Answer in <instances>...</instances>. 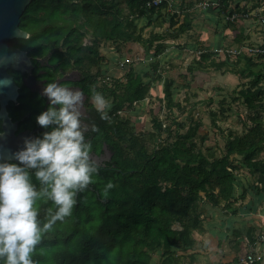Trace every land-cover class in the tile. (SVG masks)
<instances>
[{"label": "trees", "instance_id": "1", "mask_svg": "<svg viewBox=\"0 0 264 264\" xmlns=\"http://www.w3.org/2000/svg\"><path fill=\"white\" fill-rule=\"evenodd\" d=\"M84 1L32 0L21 17L20 27L28 30L30 39L44 50L62 48L68 63L74 59L78 68L93 77L96 91L113 98L112 107L107 110L111 122L104 120L97 126L91 144L100 149L106 142L114 154L108 166L96 163L98 172L93 174V182L74 196L76 203L71 214L57 220L47 231L43 230V225L55 215L58 206L47 196L37 197L33 206L37 211L41 239L30 258L33 264H182L183 255L177 252V246L182 245L184 249L194 246V231L200 227L205 212L201 209L203 203H225L232 213L237 212L232 203L244 198L247 191L240 197L235 193L237 182L245 187L240 181V167L260 174L256 191L264 192V160L258 157L264 151V124L260 121L261 110L257 109V100L262 99L264 89H255L264 78V65L243 56L252 66H261L252 68L255 87L241 93L250 109L253 125L245 134L234 137V146L224 155L218 157L212 149L206 153L197 147L193 139L196 123L190 125L186 133L179 132L178 127L173 134L171 125L158 117L154 119L155 129L151 134L156 147L150 152L141 137L131 131L129 121L120 115L127 108L139 109L140 103L151 94L153 79H143L149 74L146 67L131 68L126 72L128 65L123 68L124 78L113 74L104 77L110 70V62L105 61L101 42L135 40L141 42L147 52L154 48L157 58L168 46L164 43L166 35L156 32L144 37L143 30L163 23L158 21L159 16L165 17L168 7H176V0L174 5L171 0H163L159 5L150 6L148 2L152 0ZM214 1L217 3L214 13L223 18L261 7L253 0L250 6V0ZM188 15L179 25V32L191 27ZM177 20L175 14L169 15L170 25H175ZM178 36L176 33L170 37ZM86 38L90 41L85 42ZM213 52H203V60L197 58L198 63L211 59ZM255 56L264 59V54ZM120 61L116 63L118 67ZM159 63V59L152 61L156 71ZM188 70L193 71V66L190 65ZM158 79L162 76L158 75ZM175 80L164 81L163 94L170 108L180 104L175 100ZM163 132H168L174 140L160 139ZM235 153L240 159L237 155L230 158ZM38 170L28 171V174L30 183L39 193L46 186L37 180L35 173ZM109 183L113 185L111 188L107 187ZM177 224L180 227H176ZM249 236L254 240L252 233L248 234V239ZM238 261L239 256L230 264ZM0 264H6V257L0 258Z\"/></svg>", "mask_w": 264, "mask_h": 264}, {"label": "rangeland", "instance_id": "2", "mask_svg": "<svg viewBox=\"0 0 264 264\" xmlns=\"http://www.w3.org/2000/svg\"><path fill=\"white\" fill-rule=\"evenodd\" d=\"M89 1L94 2V0H86L84 3ZM201 1L176 0L175 4L177 6L174 9L167 10L168 14H165V17L164 15L159 16L158 21H163V23H160L159 26L150 25L144 28V37H149L156 32L166 35L164 43H167L168 46L157 58L154 57V48L147 52L145 46L135 40L115 43L102 40L101 42V52L106 56L105 61L110 62V70H107L104 77L113 74L124 78L125 70L127 72L131 68L139 69L143 67L145 69L144 67H146L149 74L144 76L143 79H153L150 88L151 94L149 98L140 103L139 109L137 110L135 107L127 108L120 115V118L129 121L131 131L141 137L150 152L156 147V141L151 136L155 129L154 119L156 117L163 119L166 125H171L173 134L178 127L179 132L186 133L189 126L196 123L197 127L194 130L193 139L197 142V147L206 153H209V149H212L218 157L224 155L228 148L234 146L236 135L245 134L253 125L250 109L241 98V93L247 88L255 87V74L252 72V68L258 69L261 66H252L246 57L239 58L240 55H234L228 52V49L244 46L241 48L244 52L247 45L259 44L263 41L264 0H253L255 3H260V10L254 9L243 12L241 13L243 15L235 18V20L231 19L232 15L223 18L219 16V13H214V6H211V9H209L210 7L207 9L201 8L199 5ZM236 6V2H234V7ZM122 7L125 10L127 9L125 5H122ZM125 13H128L127 10ZM172 14H175L178 19L175 25H170L169 15ZM187 15L191 19V27L179 32V25L186 19ZM176 33L179 34L177 38L170 37ZM89 39L86 38L85 42H89ZM211 40L212 43L213 41L217 43V46L207 45V42L209 43ZM157 43L155 42V44ZM187 43L190 45L199 43L198 46L206 44L207 47H204L214 51L213 57L203 61L202 64L198 63L197 58H199V55H197V52L199 48L196 49L194 54L193 51H190L191 49L184 47ZM123 49L125 50L123 51ZM121 57H130L131 61L133 59V62H130L125 70L116 64ZM248 57H252L258 65H261V63L264 65V59H258L255 55H248ZM158 59L160 60V66L156 71L152 61ZM190 65L193 66V71L188 70ZM158 75H161L162 79L156 80ZM262 76L264 77V72H262ZM168 78L176 79L177 92L175 100L180 102L179 105L172 108L167 105L168 101L163 94L164 81ZM257 87H260L261 90L264 89V78L260 80L255 89ZM105 98L112 105L113 98ZM257 104V109L261 110L260 121L264 124V95L261 100H257ZM181 125L182 127H180ZM168 135V132H163L160 139H165L164 141L167 142L174 140L172 135ZM234 155L237 154H232L230 158L233 159ZM237 156V159H240V156ZM258 157L264 160V151L260 152ZM238 171L241 175L240 181L243 182L245 187L252 179L254 181L259 179V173H251L246 167H240ZM262 182L264 185V181ZM239 186H242V184L237 182L236 195L240 192ZM201 209L212 212V208L208 207V203H203ZM237 211H240L239 215H236L238 213H232L233 216L231 217L235 221L231 222V229L240 228L242 219H245L244 236L248 235V229L252 230L253 235L258 233L257 236H259L264 233V202L256 212H249L243 208H237ZM223 214L222 217L225 218L229 215L227 212H223ZM228 222L230 223V221ZM176 227H180L179 224ZM231 233L232 236H235L233 232ZM235 237L237 238V236ZM182 250H184L182 245L177 246V252L180 253ZM216 250V252L219 251ZM155 258H159V256L155 255Z\"/></svg>", "mask_w": 264, "mask_h": 264}, {"label": "clouds", "instance_id": "3", "mask_svg": "<svg viewBox=\"0 0 264 264\" xmlns=\"http://www.w3.org/2000/svg\"><path fill=\"white\" fill-rule=\"evenodd\" d=\"M17 38L24 37L18 32ZM8 63L10 58L0 53V67ZM13 83L12 76L0 78V90L11 88ZM41 95L48 98L49 106L37 117V123L52 130L44 132L42 139L25 140V149L15 154L24 167L0 164V258L6 257V264H33L30 256L41 239L33 206L37 197L47 196L58 206L55 215L43 225L47 231L57 220L71 214L76 192L92 183L93 174L98 172V165L90 159L92 144L85 142L87 126L81 122L83 92L49 82ZM91 102L101 119L111 122L107 110L112 105L95 88ZM91 130L97 132L98 128L93 125ZM29 168L39 169L36 178L46 186L39 193L30 183Z\"/></svg>", "mask_w": 264, "mask_h": 264}, {"label": "flooded vegetation", "instance_id": "4", "mask_svg": "<svg viewBox=\"0 0 264 264\" xmlns=\"http://www.w3.org/2000/svg\"><path fill=\"white\" fill-rule=\"evenodd\" d=\"M26 31L28 32V30ZM30 36L31 33L28 32V37L24 38L27 39L26 41H21L18 38L10 41L13 46L27 52L31 64L26 70L8 68V72L18 85L19 94L16 100L10 99L6 104L7 115L5 112L0 114V149L2 147L9 148L10 153L16 154L25 149L26 139H42L44 132L52 130V127L44 129L37 123V117L49 106L48 98L41 95L43 88L49 82H56L70 87L73 91L80 90L83 92V107L80 109L82 113L81 122L82 125L87 126V130L84 131L85 142L91 143L96 133L91 130L92 126L97 127L104 122L91 102L93 77H89L88 72L78 68L74 59L68 63V58L62 48L50 47L48 50H44L40 45L38 47L37 43L30 39ZM2 107L0 99V110ZM6 121L7 130L5 129ZM113 154V150L106 142L100 149L92 144L90 159L94 161L96 157H99L100 163L98 164L105 167L112 160ZM8 164H18L24 167V165H20L18 160L11 158ZM31 170L34 171L35 169H27V171Z\"/></svg>", "mask_w": 264, "mask_h": 264}, {"label": "crops", "instance_id": "5", "mask_svg": "<svg viewBox=\"0 0 264 264\" xmlns=\"http://www.w3.org/2000/svg\"><path fill=\"white\" fill-rule=\"evenodd\" d=\"M171 5H174L173 0H171ZM173 8H175V6H172V9ZM170 9L171 8L168 7V10ZM230 36H232V34H230ZM198 45L199 43H193L191 45L187 43L184 47L189 50L191 49L190 51H193L194 54L196 49L199 48L197 55H199V59L203 60V57L201 56L203 52L213 51L212 49L206 48L207 45L217 46V43H215L214 41L212 43L211 40L209 41V43L207 42V45ZM258 183V180L254 181L252 179L251 182H248L247 187L239 186L240 192L238 193V197H240L241 193H244V191L247 190L245 198H240L236 202L234 201L232 203V207L238 209L243 208L244 210H248L249 212H256L257 210H259V207L262 206V202H264V192L261 193L259 191H256V185H258ZM259 185L262 186L261 183ZM207 203L208 207L212 208V212L206 210L202 214V222L200 224V227L194 231V238L196 240L194 246L186 249L183 248L184 250H182V252H178L179 254L183 255L182 264H230L233 260L236 259V257L245 254L252 249L257 253H262L264 251V241L261 239L262 233L259 236H257L258 233L255 235L252 234L254 240H251L250 236L248 239V235H243V230L246 228L244 227L246 225L245 219H242V226L240 228L231 229V222L235 221L231 217L233 216L232 210L228 209L225 206V203H222L221 205H213L210 202ZM222 211L227 212V214L229 215H227L226 218L222 217ZM236 213H238L236 215H239L240 211H237ZM228 221H230V223ZM230 232H233L234 235L237 236V238L235 236H232V233L230 234ZM247 233H252V230L248 229ZM243 247L246 250L245 252ZM236 248H238L239 250H237ZM216 249H218L219 251L216 252ZM213 250L215 251L213 252ZM262 260L264 262V258Z\"/></svg>", "mask_w": 264, "mask_h": 264}, {"label": "water", "instance_id": "6", "mask_svg": "<svg viewBox=\"0 0 264 264\" xmlns=\"http://www.w3.org/2000/svg\"><path fill=\"white\" fill-rule=\"evenodd\" d=\"M32 0H0V53L6 54L10 58V63L0 67V78L12 76L8 72V68L26 70L29 69L31 59L27 52L10 44L12 39L17 38L19 32L24 38L28 37V32L20 27L21 17ZM19 94L18 85L13 83L11 88L0 90V99L2 101V109L0 114L7 115L6 104L10 99L16 100ZM7 119V118H6ZM8 122L10 120L8 119ZM7 121L5 129L7 130ZM7 132V131H6ZM1 140V138H0ZM17 160L15 154L10 153L9 148L2 147L0 149V164H8L9 160ZM99 157L95 158L96 163H100ZM76 192V197L78 196Z\"/></svg>", "mask_w": 264, "mask_h": 264}, {"label": "built area", "instance_id": "7", "mask_svg": "<svg viewBox=\"0 0 264 264\" xmlns=\"http://www.w3.org/2000/svg\"><path fill=\"white\" fill-rule=\"evenodd\" d=\"M163 0H152L148 2V6L150 5H159L162 3ZM217 3L216 1H211V0H204L200 2V7L203 9H207L208 7L215 6ZM172 9V7H170ZM243 14L241 13H233L231 16L232 20H235L237 17H241ZM242 47L240 48H230L228 49V52L234 54V55H240V56H248V55H258V54H264V40L260 44H253V45H247L246 50L242 52ZM222 50V49H221ZM217 51V50H216ZM130 62H133V59L131 61L130 57H126L125 59L120 61V67L123 69L126 65H128ZM261 239L264 241V233L261 235ZM264 258V251L262 253H257L255 250H250L249 252H246L245 254H242L239 256V261L235 264H254L258 261H261Z\"/></svg>", "mask_w": 264, "mask_h": 264}]
</instances>
